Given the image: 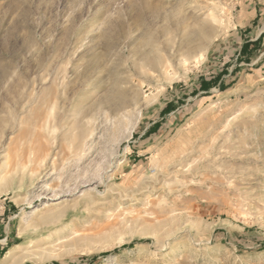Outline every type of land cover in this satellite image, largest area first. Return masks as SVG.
Segmentation results:
<instances>
[{"label":"rangeland","instance_id":"1","mask_svg":"<svg viewBox=\"0 0 264 264\" xmlns=\"http://www.w3.org/2000/svg\"><path fill=\"white\" fill-rule=\"evenodd\" d=\"M0 264H264V0H0Z\"/></svg>","mask_w":264,"mask_h":264},{"label":"bare ground","instance_id":"2","mask_svg":"<svg viewBox=\"0 0 264 264\" xmlns=\"http://www.w3.org/2000/svg\"><path fill=\"white\" fill-rule=\"evenodd\" d=\"M211 19H212V18H211ZM216 19H217V18H216ZM214 20H215V19H214ZM191 21H192V20H191ZM205 21H206V20H205ZM185 22H186V21H185ZM201 22H202V21H201ZM201 22H200V23H201ZM186 23H187V22H186ZM205 23H206V22H205ZM205 23H203L204 25H203V24H201V26L199 25L201 28H200V30L197 29L196 32H199V31H201V32H205V31L207 30V27H206ZM189 25H190V24H189ZM209 25H210V24H209ZM209 25H207V26H209ZM210 26H211V25H210ZM177 27H178V26H177ZM179 27H180V26H179ZM212 27H213V26H212ZM212 27H210V28H211V29H214V28H212ZM210 28H208L209 31H210ZM211 32H212V31H211ZM205 34H206V33H205ZM207 34H208V32H207ZM209 34L211 35V33H209ZM209 34H208V35H209ZM199 36H201V33H199ZM204 38H205V37H203V39H204ZM209 38H210V37H209ZM206 39H207V38H206ZM206 39H205V40H206ZM206 41L208 42V40H206ZM205 45H206V44H205ZM200 48H201V47H200ZM159 58H160V57H159ZM159 58H156L157 60H154L153 62L156 61L157 63H155V64L160 63V62H158V59H159ZM151 59H152V58H151ZM151 59H150V60H151ZM154 59H155V58H154ZM163 60H164V59H163ZM169 60H170V59H169ZM171 60H172V59H171ZM165 61H166V59H165ZM153 62H152V63H153ZM167 62H168V59H167ZM167 62H165V63H167ZM165 63H163V65H164ZM167 64H169V63H167Z\"/></svg>","mask_w":264,"mask_h":264}]
</instances>
